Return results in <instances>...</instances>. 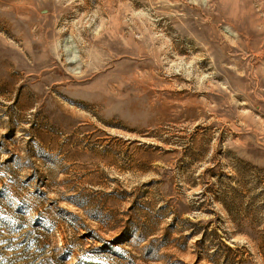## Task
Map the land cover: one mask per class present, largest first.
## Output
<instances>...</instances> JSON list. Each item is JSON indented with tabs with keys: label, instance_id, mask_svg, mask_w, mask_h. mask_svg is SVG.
Segmentation results:
<instances>
[{
	"label": "rangeland",
	"instance_id": "rangeland-1",
	"mask_svg": "<svg viewBox=\"0 0 264 264\" xmlns=\"http://www.w3.org/2000/svg\"><path fill=\"white\" fill-rule=\"evenodd\" d=\"M0 264H264V0H0Z\"/></svg>",
	"mask_w": 264,
	"mask_h": 264
},
{
	"label": "bare ground",
	"instance_id": "bare-ground-1",
	"mask_svg": "<svg viewBox=\"0 0 264 264\" xmlns=\"http://www.w3.org/2000/svg\"><path fill=\"white\" fill-rule=\"evenodd\" d=\"M240 4V3H239ZM243 4V3H242Z\"/></svg>",
	"mask_w": 264,
	"mask_h": 264
}]
</instances>
